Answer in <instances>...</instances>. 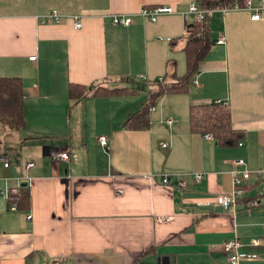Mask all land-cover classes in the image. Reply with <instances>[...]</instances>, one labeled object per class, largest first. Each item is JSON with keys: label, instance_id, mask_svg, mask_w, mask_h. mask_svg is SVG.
I'll use <instances>...</instances> for the list:
<instances>
[{"label": "crops", "instance_id": "obj_1", "mask_svg": "<svg viewBox=\"0 0 264 264\" xmlns=\"http://www.w3.org/2000/svg\"><path fill=\"white\" fill-rule=\"evenodd\" d=\"M190 1L0 0V75L21 77L27 121L4 132L12 141L5 150L0 141L9 161L5 167L0 160V177L10 176V184L31 177L28 208L8 210L0 196V264H229L222 244L230 238L259 239L242 248L248 256L238 264H264V194L250 208H223L215 199L232 188L237 158L252 171L247 194L264 185V11L254 20L245 10L211 11L212 43L187 89L149 109L148 127L126 123L146 101L147 82L176 69L169 56L184 45L182 12ZM144 4L176 12L151 21L136 14ZM50 9L79 14L81 26L66 16L40 23ZM114 12L133 14V21L113 24ZM220 35L225 41L216 43ZM178 59L182 70L185 55ZM93 81L128 90L71 105L69 83ZM211 101L228 103L241 144L221 146L190 130V104ZM60 150L68 160L52 157ZM30 160L35 164L26 167ZM190 171L204 176L186 188L160 180L161 173ZM164 215L169 220H159Z\"/></svg>", "mask_w": 264, "mask_h": 264}, {"label": "trees", "instance_id": "obj_2", "mask_svg": "<svg viewBox=\"0 0 264 264\" xmlns=\"http://www.w3.org/2000/svg\"><path fill=\"white\" fill-rule=\"evenodd\" d=\"M204 9L223 7L243 0H196ZM210 12H205L201 20L186 23V39L182 50L185 55V73L171 72L169 79L165 75L148 82L147 99L127 118L131 128H146L149 126V109L155 105L157 98L168 92H181L187 89L191 77L197 72L199 62L206 56L212 43ZM173 41V38L170 39ZM128 90L127 87H108L100 81L88 84L70 82L68 95L71 105L88 95L115 94ZM23 83L18 75H0V126L19 131L27 127L23 104ZM189 128L193 132L209 133L221 146H234L243 137V131L236 129L231 121V109L223 101L195 103L189 106ZM8 203H15L18 208H28L31 205V195L28 185H20L16 192L10 193ZM151 248L145 250L142 256L148 254ZM138 259L129 264H138Z\"/></svg>", "mask_w": 264, "mask_h": 264}, {"label": "built area", "instance_id": "obj_3", "mask_svg": "<svg viewBox=\"0 0 264 264\" xmlns=\"http://www.w3.org/2000/svg\"><path fill=\"white\" fill-rule=\"evenodd\" d=\"M213 10L220 11H228V10H245L249 13L250 19H260L262 17V13L264 11V0H243L242 3L234 2L233 4L226 5L223 7L204 9L200 7L196 0H191L188 4V8L186 11L182 12L185 17H189L190 15L194 18L193 20H201L204 16L205 12H211ZM176 12V8L173 5L169 4H144L137 10L136 14L140 15L143 18L149 19L151 21H155L160 14L164 13H173ZM66 17H70L73 20L74 27L81 26V17L77 13H72L69 15H65L61 13L57 9H50L39 15L40 23H60ZM110 19L113 24H123L127 25L133 21V14L122 13V12H114L110 14ZM225 41V37L220 35L216 38V43H223ZM30 59H34L35 55L29 56ZM142 78H145L144 75H140ZM197 83V80H193ZM154 105L150 107L153 109ZM168 122H171L172 119L168 118ZM206 137H212L210 134H205ZM99 142L103 146H107V137L105 135H100L98 138ZM238 144H241L239 141ZM161 145L163 147L168 146V142H162ZM52 157L54 159H60L66 161L69 159L68 150H60L52 152ZM0 160L3 165L6 167L9 165V161L5 154L0 155ZM235 165L232 170V178L233 185L230 190L218 192L215 195L216 202L219 203L223 208L234 207L237 204H241L243 208H250L257 206L259 204V197L264 194V185L257 190V192L249 196L247 194V185L249 183V177L251 175V170L247 167L245 160L243 158H237L232 161ZM35 162L33 160L27 161L25 163L26 167H30L34 165ZM151 174L141 176L140 180H149ZM204 176L203 171H190V172H170V173H161L160 180L164 184H172L178 186L180 188H186L190 181H200ZM4 181V186L0 187V196L5 197L8 200V196L10 193H14L17 191L21 182H27L31 179L30 176L25 177L24 180H21L19 177H15L16 184H10L11 177L10 176H2L0 177ZM8 210H17L18 207L15 203H7ZM31 213H27L25 215V219H31ZM159 220H169L168 215L162 216ZM259 239L252 238L248 243L240 240L238 238H230L222 244V251L224 252L227 262L229 264H238V262L246 258L248 254L242 252V248L246 245L255 246L259 244Z\"/></svg>", "mask_w": 264, "mask_h": 264}, {"label": "rangeland", "instance_id": "obj_4", "mask_svg": "<svg viewBox=\"0 0 264 264\" xmlns=\"http://www.w3.org/2000/svg\"><path fill=\"white\" fill-rule=\"evenodd\" d=\"M193 17L190 15L189 17H188V20H187V22L188 23H191L192 21H193ZM179 54H183L184 55V53H183V50L180 48V46L179 45H177V47H174V49H173V51H171V55L169 56L170 57V59H169V61H172V64H173V67H172V69L174 68V66H175V62L177 63V65H176V69H173V70H175L176 71V73L177 74H179V75H181V74H184L185 73V67H183V69L181 70V69H179V67H180V65H179V59H178V55ZM168 57V58H169ZM177 67H178V69H177ZM171 74V73H170ZM170 76L171 75H168V76H166V78L167 79H169L170 78ZM172 77V76H171ZM157 79V78H156ZM156 79H154V80H156ZM133 80H134V82L135 83H139V84H141V86H142V83H141V81L139 80V79H137V78H135V77H133ZM148 82H153V79H150ZM147 82V83H148ZM144 85V87H145V89H146V87H147V84L146 83H144L143 84ZM173 93H175V92H168V93H164V94H162V95H160L158 98H157V100H156V103H155V105L158 103V101L159 100H161L163 97H164V99H165V102H164V104H166V106L167 105H169V100L168 99H172V97H174L173 95ZM6 130H8V131H15V130H12V129H9V128H3V127H1L0 126V141H1V145H2V148L4 149H6L8 146H9V141L11 142L12 141V135L10 134V133H4ZM4 149V150H5ZM15 160H17L16 159V157H15Z\"/></svg>", "mask_w": 264, "mask_h": 264}, {"label": "water", "instance_id": "obj_5", "mask_svg": "<svg viewBox=\"0 0 264 264\" xmlns=\"http://www.w3.org/2000/svg\"><path fill=\"white\" fill-rule=\"evenodd\" d=\"M22 185H26V182H22Z\"/></svg>", "mask_w": 264, "mask_h": 264}]
</instances>
